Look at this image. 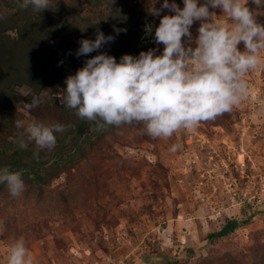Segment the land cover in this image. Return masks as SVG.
I'll return each instance as SVG.
<instances>
[{
    "label": "rangeland",
    "instance_id": "obj_1",
    "mask_svg": "<svg viewBox=\"0 0 264 264\" xmlns=\"http://www.w3.org/2000/svg\"><path fill=\"white\" fill-rule=\"evenodd\" d=\"M175 2L183 7V0ZM162 3L50 0L48 9L37 12L45 18L27 35L23 57L35 54L37 40L48 38L56 25L50 43L66 56H74L80 40L94 39L98 31L115 26L122 35L60 72L35 95L40 103L31 109L25 107L33 98L28 99L30 86L15 80L20 69L0 63V89L8 85L0 91V164L25 173L31 162L41 175L49 173L42 185L24 182L19 196L2 191L0 264H7L11 244L21 237L35 264H264V67L244 76L247 94L230 111L194 129L153 138L142 122L87 128L80 150L73 157L69 153L79 136L72 129L74 109L64 106L65 79L100 52L118 61L150 48L160 54L155 28L161 16L174 13L163 9L156 22L148 15ZM248 6L264 24V8L251 0ZM34 11L25 0H0L5 22L22 25ZM210 11L222 15L220 9ZM112 15L119 26L110 21ZM199 24L191 26L193 38ZM6 33L16 38L18 29ZM238 48L244 50L243 42ZM17 120L25 126L32 120L59 123L64 130L55 133L54 147L40 149L16 127ZM21 138L27 147H20ZM172 144L180 145L176 152L169 150ZM62 152L66 156L60 159ZM231 218L239 221L233 232L208 239Z\"/></svg>",
    "mask_w": 264,
    "mask_h": 264
},
{
    "label": "clouds",
    "instance_id": "obj_2",
    "mask_svg": "<svg viewBox=\"0 0 264 264\" xmlns=\"http://www.w3.org/2000/svg\"><path fill=\"white\" fill-rule=\"evenodd\" d=\"M251 3L264 6V0ZM25 4L43 11L50 0H25ZM248 5L249 0H183L181 8L175 0H163L153 15L160 16L163 9L174 14L161 16L155 28V43L163 45L160 54L150 48L136 56L124 54L119 61L107 52L86 59L65 79V105L100 128L142 122L153 138L172 137L180 129H194L201 121L230 111L247 94L244 76L264 67V24ZM210 9H220L222 15ZM196 21L200 24L193 38L190 29ZM112 40L98 31L94 40H80L75 54L92 53ZM241 42L243 51L238 48ZM39 103L34 96L25 107ZM16 127H23L27 140L40 149L54 147L55 133L64 130L59 123L36 120L26 126L17 120ZM20 147H27L23 138ZM179 147L172 144L169 150ZM0 184L12 196L25 188L21 172L8 167H0ZM7 264H35L23 237L11 244Z\"/></svg>",
    "mask_w": 264,
    "mask_h": 264
},
{
    "label": "trees",
    "instance_id": "obj_3",
    "mask_svg": "<svg viewBox=\"0 0 264 264\" xmlns=\"http://www.w3.org/2000/svg\"><path fill=\"white\" fill-rule=\"evenodd\" d=\"M17 4L21 5L23 3L20 2ZM262 8H264V6H262ZM37 12L38 11H34L30 13L31 15L29 17L27 15L24 18L23 21L24 23L22 25H19L18 22L10 23L0 19V63H5V64L7 62H10L11 64L14 63L20 69L21 73L18 75V77L15 80L17 82L19 80H22L30 86L31 90L28 94V99H31L32 97L40 93L45 86L53 84L56 81L57 76L60 72L69 71L73 69L75 61L82 60L84 57V56L78 57L76 56V54L74 56H66L58 49V47L50 43L51 42L50 40L54 39L58 34V29H56L57 25L51 28L52 34L50 36L48 34V38L43 36L37 40L36 43H39V47L35 51V54H31L28 57H23L24 55L23 51L30 44V42L26 40L27 35L34 34L33 30L39 24L38 22L45 18L43 16L44 14L42 15ZM116 18L117 15H112L110 21L113 22L112 24L119 26ZM148 18L152 22H156L159 17L153 16V14L152 15L149 14ZM52 24L54 23H51V25ZM12 27H17L18 29V34L16 38H12L10 37V35L6 33L7 29ZM113 28L114 29H109L106 33H104V31L101 32H103L105 36L111 35L114 38L115 37L118 38L119 35H122L120 31H119L120 33H118L115 26ZM18 47L19 50H17ZM92 53H94V51ZM7 87L8 85L0 89L2 94L4 93ZM64 106L65 108H69L66 105ZM73 116L76 119V123L72 126V129H74L76 132L75 136L77 138L79 136V138L77 141H74V144L72 145L73 150H69V153L72 154V157L75 156L73 155V152L80 150L79 139L80 137L86 134L85 132L86 129L97 128L96 122L80 118L76 114L75 109ZM109 126L110 125H105L104 127L110 128ZM66 152H62L60 159L66 156L65 155ZM59 154H61V152ZM26 165H27V171H25V173H21L24 182H28V183L36 182L39 185H42L46 182L44 180L45 179L47 180L49 178L48 177L49 173H47L45 176L41 175L39 173L40 171L36 170L35 166L31 162H28ZM0 167L3 166L0 164ZM32 169H35V171H37L35 173V179L30 177V173L32 172ZM9 170L13 172L18 171L17 169H14L12 167H10ZM95 186L96 187L99 186V183H96ZM3 190L5 191L8 189L6 185L0 184V196L2 195ZM238 224L239 221L236 218H231L219 230L209 233L208 239L212 240L227 236L238 227Z\"/></svg>",
    "mask_w": 264,
    "mask_h": 264
}]
</instances>
